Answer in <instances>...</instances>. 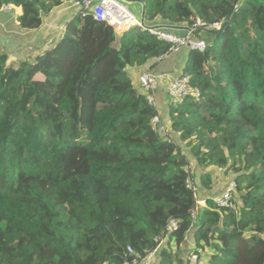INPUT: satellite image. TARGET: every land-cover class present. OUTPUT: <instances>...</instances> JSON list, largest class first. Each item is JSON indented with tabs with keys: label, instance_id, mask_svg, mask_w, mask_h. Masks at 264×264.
I'll return each mask as SVG.
<instances>
[{
	"label": "trees",
	"instance_id": "obj_1",
	"mask_svg": "<svg viewBox=\"0 0 264 264\" xmlns=\"http://www.w3.org/2000/svg\"><path fill=\"white\" fill-rule=\"evenodd\" d=\"M64 1L0 10L21 9L19 29L34 32ZM143 6L148 26L207 25L194 34L206 51L182 49L201 96L166 115L129 72L158 73L172 44L141 29L77 10L33 62L0 49V264H131L156 250L158 264H264V0ZM216 169L236 185L227 208Z\"/></svg>",
	"mask_w": 264,
	"mask_h": 264
},
{
	"label": "built area",
	"instance_id": "obj_2",
	"mask_svg": "<svg viewBox=\"0 0 264 264\" xmlns=\"http://www.w3.org/2000/svg\"><path fill=\"white\" fill-rule=\"evenodd\" d=\"M74 8L77 10H84L91 13L97 21L105 22L113 27L118 33H123L130 29H141L150 33L159 39L172 44L170 53L165 56V59L178 54L182 49L189 51H206L209 46L207 42L202 39L195 38L194 34L198 28H205L207 25L201 21H197L196 24L188 30L185 36H178L174 33L167 31L162 27H154L146 25L145 21L142 22L130 8L120 0H72ZM7 12L13 10L12 6L4 8ZM219 24H214L212 28H219ZM164 75L153 73L150 71H144L140 76V85L144 91L148 94V100L151 105L155 104V94L160 89L161 84L165 81ZM190 77L187 75H181L170 79V84L167 88L168 98L174 103L181 101L185 98L198 99L201 96L200 90L191 86ZM156 120H158L156 118ZM236 189L234 182L228 185V189L221 195L214 198V202L221 208H227L231 206L232 194ZM195 190V199L197 198L196 215L199 209L203 211L207 207L206 201L200 199L199 190ZM196 219V218H195ZM179 228L177 221H172L169 231L174 232ZM131 251L130 248H128ZM157 258V250L148 253L141 260H135L131 264H154ZM129 264V263H125ZM190 264H200L199 258L196 255L190 257Z\"/></svg>",
	"mask_w": 264,
	"mask_h": 264
},
{
	"label": "crops",
	"instance_id": "obj_3",
	"mask_svg": "<svg viewBox=\"0 0 264 264\" xmlns=\"http://www.w3.org/2000/svg\"><path fill=\"white\" fill-rule=\"evenodd\" d=\"M122 1L130 9H133L134 5L143 4V0ZM65 5H70L67 7L72 8L71 11H67L68 15L66 13V10H68V8H66ZM75 11L76 9L74 8V3L72 2V0H65L64 4L60 8L56 9L49 15V18L48 16L45 18L44 24L41 29L34 32H22L19 29V23L17 21V17L22 14V10L19 8H13L11 12H7L5 9L0 10V49L9 53L10 56H13L14 58L17 57L18 50L23 52L24 49H27L31 54L34 53L33 55H42L46 49L54 47L60 41V39L64 35L66 24ZM143 15L144 8L142 17ZM154 26L162 27L165 29H175L179 32L180 36H184L188 33L186 27L174 28L171 26L159 24ZM14 50L16 51L14 52ZM187 55V51L181 50L178 54L164 59V61L159 64V66H157L156 71L163 73L166 77L165 81L161 84L160 89L157 91L155 96L156 104L160 107L162 115H166V110L170 102L167 96V88L170 84V79L181 75V70L183 69L187 61Z\"/></svg>",
	"mask_w": 264,
	"mask_h": 264
},
{
	"label": "rangeland",
	"instance_id": "obj_4",
	"mask_svg": "<svg viewBox=\"0 0 264 264\" xmlns=\"http://www.w3.org/2000/svg\"><path fill=\"white\" fill-rule=\"evenodd\" d=\"M120 1H122V0H120ZM67 6H70V5H65V7L68 8V10H66V13L68 15V12L67 11H71L72 8L67 7ZM71 7H73V6H71ZM143 8H144L143 4H138V5H134L133 6V9L131 8L130 10L135 14V16L137 18H140V20H142L141 18H142V14H143ZM48 18H49V16H48ZM203 37L210 38L206 34H203ZM15 51L16 50H14V52ZM33 54H31L27 49H24L23 52H21L20 50H18L17 51V57L14 58L12 56L13 58L11 57V61L14 64H17L18 66H19L18 63L21 62V61H23V60H27V61L33 62V60L35 59V57H37L39 55V54H36L37 55L36 56V55H33ZM32 56H34V57H32ZM129 74H130L131 79L133 80V83L139 89V87H140V83H139V72L136 69H131L130 72H129ZM158 74L164 75L163 73H160V72H158ZM36 79H38V80H44L45 78L42 75H38ZM198 175H200V173ZM213 178L215 179V183H214V186H213L214 187V191H213L212 194L217 195V196H218V194L220 195L223 192H225L228 189V185L233 182V180H232L231 177H228V176L224 175V171L223 170L216 169ZM199 193H200V191H199ZM203 193H204V191L201 190V194H203ZM207 193L209 194V192H207ZM201 199L203 200V198H201ZM200 218H201V211L200 212L198 211L197 212V215H196V219H195V224H198L199 223ZM156 263H158V258L155 260L154 264H156Z\"/></svg>",
	"mask_w": 264,
	"mask_h": 264
},
{
	"label": "water",
	"instance_id": "obj_5",
	"mask_svg": "<svg viewBox=\"0 0 264 264\" xmlns=\"http://www.w3.org/2000/svg\"><path fill=\"white\" fill-rule=\"evenodd\" d=\"M142 22H144L145 21V17H144V15H143V17H142V20H141ZM175 28V27H174ZM177 28H179V27H177ZM185 28V27H184ZM181 29H183V28H181ZM187 30H189L188 28H186Z\"/></svg>",
	"mask_w": 264,
	"mask_h": 264
},
{
	"label": "clouds",
	"instance_id": "obj_6",
	"mask_svg": "<svg viewBox=\"0 0 264 264\" xmlns=\"http://www.w3.org/2000/svg\"><path fill=\"white\" fill-rule=\"evenodd\" d=\"M14 8V7H13ZM155 27V26H154ZM181 76V75H180ZM178 77V76H177ZM155 96H156V94H155ZM168 96V95H167ZM170 100V99H169ZM171 101V100H170Z\"/></svg>",
	"mask_w": 264,
	"mask_h": 264
}]
</instances>
